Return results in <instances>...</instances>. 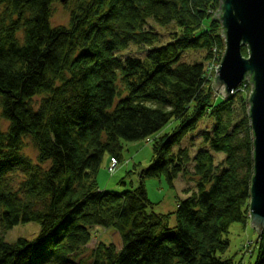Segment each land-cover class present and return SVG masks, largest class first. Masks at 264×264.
I'll list each match as a JSON object with an SVG mask.
<instances>
[{"label":"trees","instance_id":"1","mask_svg":"<svg viewBox=\"0 0 264 264\" xmlns=\"http://www.w3.org/2000/svg\"><path fill=\"white\" fill-rule=\"evenodd\" d=\"M58 1L0 0V264H83L77 258L96 228L115 230L122 246L101 241L94 264H264V233L254 263L220 255L231 224L249 222L250 101L239 92L213 98L205 64L180 61L199 50L206 61L223 46L221 1L76 0L69 25L52 27ZM149 19L175 24L172 41L160 44ZM130 45L148 47L145 57L123 58ZM37 96L36 110L30 103ZM207 116L214 126L202 134L210 150L194 157L197 191L174 213L149 212L143 178L164 177L173 186L186 174L190 149L173 148ZM173 120L178 125L162 133ZM152 136L154 154L140 186L101 190L105 156L120 162L122 140ZM25 137L38 148V164L21 153ZM211 151L226 157L217 164ZM18 170L25 176L20 192L6 179ZM29 222L41 225L34 240H5L7 230Z\"/></svg>","mask_w":264,"mask_h":264},{"label":"rangeland","instance_id":"2","mask_svg":"<svg viewBox=\"0 0 264 264\" xmlns=\"http://www.w3.org/2000/svg\"><path fill=\"white\" fill-rule=\"evenodd\" d=\"M220 9L223 7V0H220ZM76 7V0H68L66 3L56 2L52 6V13L50 18V23L52 27H67L70 22V13ZM222 25V24H221ZM147 28H152L161 36V43L166 44L172 41L173 34L178 31L175 24L172 26H161L156 23L153 19H149ZM224 29V28H223ZM221 35L223 38V46H215L212 48V52L209 58L205 61L206 52L205 51H190L183 53L181 57V62H201L205 64L204 69L208 70V65L211 63L213 65V72L209 75L210 85L213 89V98L222 97L225 98L223 90H218L216 87V77L219 75V71L216 69L221 66L227 50V36H225L221 29ZM22 39V34L19 35ZM148 47L130 45L129 49L121 52L123 58L132 56L140 57L141 59L145 57V53ZM247 49V47L243 48ZM242 49V52H243ZM225 52V53H224ZM224 55V56H223ZM245 56V55H243ZM248 58V51L247 56ZM207 72V71H206ZM252 76H247L246 80L240 84L238 90L240 94H243L250 98L253 91ZM247 86V90L243 91L242 88ZM234 93V95L236 94ZM42 96L34 97L31 101V106L34 109H38ZM249 106V104H248ZM177 120H173L162 133L171 132L177 125ZM1 126L6 130L8 122L1 120ZM214 126V120L211 117H205L198 125L195 132L187 134L182 140L180 145H176L173 149L177 152L179 148H189L192 157L191 163L187 167L186 174L181 175L175 180L174 185L171 186L164 177H147L143 178L144 185L148 193V197L151 202L149 206V212H155L156 214H170L177 210L178 204L181 200L188 198L185 193V189L190 188V195L198 189L199 178L194 175V157L201 149H209L208 144L203 140L202 134L204 131H210ZM156 136H152L145 140L138 141H125L122 140L123 146V158L119 164H117L114 173L111 174L110 167L114 159L110 155H106L104 162L98 171L97 181L101 190L109 192L123 193L128 190H133L140 186L142 181V172L149 166L153 157V143ZM23 153L26 157L32 160V163L38 164V148L32 138H24ZM215 156L216 163L219 164L225 159L224 153H216L211 151ZM50 163L42 164L43 169H48ZM6 179L10 182L11 187L14 191L20 192V187L25 179L23 172L20 170L15 172H8L6 174ZM21 194V193H20ZM22 195V194H21ZM251 199V198H250ZM250 203V202H249ZM170 227L176 226V217L173 215L169 221ZM1 230V222H0ZM41 225L37 222H29L26 224H19L14 226L12 229L7 230L4 233L5 240L7 242H15L19 238H25L28 240H34L36 236L40 233ZM262 235V234H261ZM257 230L252 226L250 221V211H249V222L243 224L240 222H235L231 224L229 232L224 235V238L229 240V247L223 253L220 254L224 259H232L233 261L254 263L257 257V247L259 236ZM104 241L106 244H114L117 249L120 250L122 243L119 234L113 229H102L96 228L93 230V238L87 247L83 248L82 253H80L77 262H82L83 264H94L95 259L93 256V250L98 246V244Z\"/></svg>","mask_w":264,"mask_h":264},{"label":"water","instance_id":"3","mask_svg":"<svg viewBox=\"0 0 264 264\" xmlns=\"http://www.w3.org/2000/svg\"><path fill=\"white\" fill-rule=\"evenodd\" d=\"M66 3L68 0H59ZM216 18L227 36V50L219 66L216 87L232 97L247 76H252L250 121L254 132V176L250 221L264 233V0H223ZM247 47L248 58L242 49Z\"/></svg>","mask_w":264,"mask_h":264},{"label":"built area","instance_id":"4","mask_svg":"<svg viewBox=\"0 0 264 264\" xmlns=\"http://www.w3.org/2000/svg\"><path fill=\"white\" fill-rule=\"evenodd\" d=\"M225 53V52H224ZM224 56V55H223ZM209 67H208V70H207V67H206V73H207V78L209 79V75H211V73L213 72V65H211V63L208 65ZM219 69V67L216 69L217 71H219L218 70ZM209 74V75H208ZM210 80V79H209ZM242 90L243 91H245V90H247V86L245 85L243 88H242ZM117 164H119V162H118V160H114L113 162H112V166L110 167V171H111V174L112 173H114V170H115V168H116V166H117Z\"/></svg>","mask_w":264,"mask_h":264},{"label":"bare ground","instance_id":"5","mask_svg":"<svg viewBox=\"0 0 264 264\" xmlns=\"http://www.w3.org/2000/svg\"><path fill=\"white\" fill-rule=\"evenodd\" d=\"M188 190H190V188L185 189V193H186L187 196L189 197V196H190V191H188Z\"/></svg>","mask_w":264,"mask_h":264}]
</instances>
